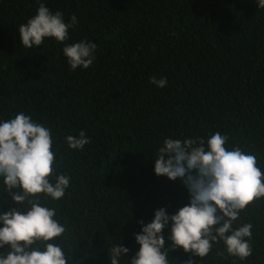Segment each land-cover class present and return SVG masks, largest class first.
<instances>
[{"label": "trees", "instance_id": "1", "mask_svg": "<svg viewBox=\"0 0 264 264\" xmlns=\"http://www.w3.org/2000/svg\"><path fill=\"white\" fill-rule=\"evenodd\" d=\"M39 3L65 22L77 17L64 44L95 43L91 67L71 70L52 38L22 46L19 26ZM21 111L51 129L55 174L70 177L63 199L41 200L66 228L55 243L75 264H110L107 248L119 241L130 260L137 221L188 203L178 181L154 173L166 137L206 141L219 131L264 171V9L257 0H0V121ZM81 130L91 142L69 149L65 138ZM14 206L0 180V211ZM243 223L253 226L246 260L222 259L221 243L201 260L170 251L169 264H264V198L233 226Z\"/></svg>", "mask_w": 264, "mask_h": 264}, {"label": "clouds", "instance_id": "2", "mask_svg": "<svg viewBox=\"0 0 264 264\" xmlns=\"http://www.w3.org/2000/svg\"><path fill=\"white\" fill-rule=\"evenodd\" d=\"M257 8L264 9V0H257ZM77 23L75 15L65 22L60 11L53 13L39 3L36 14L19 26V42L29 49L39 48L45 38L64 44L69 29ZM96 49L95 43L80 41L64 44L62 52L74 71L91 67ZM149 82L157 88L167 86L166 78L153 76ZM229 139L216 131L206 141L203 137L163 140L154 156V173L178 181L186 189L188 203L171 215L163 207L156 209L150 223L137 221L141 229L133 236L138 251L125 260L122 256L130 249L118 241L107 248L110 264L122 260L127 264H169V252L177 249L201 260L212 252L214 244L221 243L224 250L217 255L222 259L230 256L244 261L252 255V224L233 225L247 206L264 198V171L256 155L239 146L229 149ZM90 142L83 130L65 138L72 150H82ZM52 144L51 129L22 111L0 121V180L15 205L0 211V264L72 261L71 254L55 243L66 231L55 218L56 208L41 203L42 199H63L70 184L69 176L55 174ZM166 241L170 243L166 245ZM184 264L193 261L189 258Z\"/></svg>", "mask_w": 264, "mask_h": 264}]
</instances>
